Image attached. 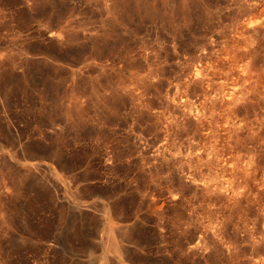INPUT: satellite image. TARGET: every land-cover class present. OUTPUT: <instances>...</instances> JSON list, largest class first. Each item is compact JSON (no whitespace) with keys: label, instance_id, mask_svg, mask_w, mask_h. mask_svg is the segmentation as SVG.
I'll return each instance as SVG.
<instances>
[{"label":"rangeland","instance_id":"374dc122","mask_svg":"<svg viewBox=\"0 0 264 264\" xmlns=\"http://www.w3.org/2000/svg\"><path fill=\"white\" fill-rule=\"evenodd\" d=\"M0 264H264V0H0Z\"/></svg>","mask_w":264,"mask_h":264},{"label":"bare ground","instance_id":"6f19581e","mask_svg":"<svg viewBox=\"0 0 264 264\" xmlns=\"http://www.w3.org/2000/svg\"><path fill=\"white\" fill-rule=\"evenodd\" d=\"M250 68V67H249ZM13 198V197H12ZM115 249L118 250V246L117 245H114Z\"/></svg>","mask_w":264,"mask_h":264}]
</instances>
